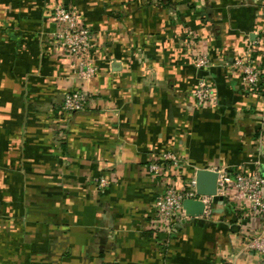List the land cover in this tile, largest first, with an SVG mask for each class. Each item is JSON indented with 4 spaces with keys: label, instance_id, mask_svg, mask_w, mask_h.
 <instances>
[{
    "label": "crops",
    "instance_id": "crops-1",
    "mask_svg": "<svg viewBox=\"0 0 264 264\" xmlns=\"http://www.w3.org/2000/svg\"><path fill=\"white\" fill-rule=\"evenodd\" d=\"M56 4L93 32L82 81L56 41ZM259 93L233 69L249 46ZM213 67L199 71L195 51ZM211 82L216 103L193 89ZM85 89L91 106L64 113ZM264 0H0V264H264L247 244L263 223L222 197L209 216L154 227L162 152L195 169L264 174ZM111 184L99 191L96 178Z\"/></svg>",
    "mask_w": 264,
    "mask_h": 264
},
{
    "label": "built area",
    "instance_id": "built-area-1",
    "mask_svg": "<svg viewBox=\"0 0 264 264\" xmlns=\"http://www.w3.org/2000/svg\"><path fill=\"white\" fill-rule=\"evenodd\" d=\"M53 20L58 26L55 41L61 53L68 57L72 68L78 73L82 81L93 77L97 67L93 52V32L81 24L79 16L63 4H56L53 9ZM255 47H248L246 52L233 61V69L239 73L245 87L253 93L261 91L263 71L261 59ZM195 66L199 71L213 67L208 52L195 51ZM193 97L198 107L205 108L216 103L213 86L208 78L200 76L193 89ZM91 97L83 89L69 91L64 95L62 110L64 113L85 111L91 106ZM264 133V121L262 125ZM188 174V163L183 155L172 150L160 153L147 165L148 173L163 179L164 189L158 195L154 204V227L157 231L170 236L178 221L189 218L184 208V202L192 200L204 205L203 216L213 212V200L222 197L236 204L238 207L248 208L253 216L264 225V174L260 171L248 173L243 168L230 169L215 167L207 169L215 172L217 178V192L213 196L199 194L197 190V172ZM99 191L104 192L111 184V179L101 175L95 180ZM247 247L257 250L264 255V230L257 231L249 240ZM227 264H232L228 262Z\"/></svg>",
    "mask_w": 264,
    "mask_h": 264
},
{
    "label": "water",
    "instance_id": "water-1",
    "mask_svg": "<svg viewBox=\"0 0 264 264\" xmlns=\"http://www.w3.org/2000/svg\"><path fill=\"white\" fill-rule=\"evenodd\" d=\"M217 178L215 172L201 169L197 172V190L199 194L205 196L216 195L217 192ZM184 208L190 216L203 215L204 205L200 202L187 200L184 202Z\"/></svg>",
    "mask_w": 264,
    "mask_h": 264
}]
</instances>
